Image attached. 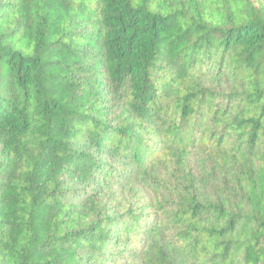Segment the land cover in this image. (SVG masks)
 I'll return each instance as SVG.
<instances>
[{
  "label": "trees",
  "instance_id": "16d2710c",
  "mask_svg": "<svg viewBox=\"0 0 264 264\" xmlns=\"http://www.w3.org/2000/svg\"><path fill=\"white\" fill-rule=\"evenodd\" d=\"M0 264H264V0H0Z\"/></svg>",
  "mask_w": 264,
  "mask_h": 264
}]
</instances>
